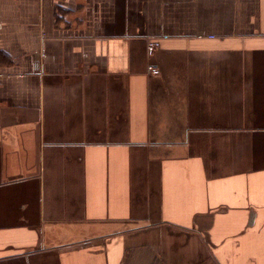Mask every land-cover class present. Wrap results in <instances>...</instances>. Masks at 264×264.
I'll list each match as a JSON object with an SVG mask.
<instances>
[{
	"label": "crops",
	"instance_id": "crops-1",
	"mask_svg": "<svg viewBox=\"0 0 264 264\" xmlns=\"http://www.w3.org/2000/svg\"><path fill=\"white\" fill-rule=\"evenodd\" d=\"M0 264H264V0H0Z\"/></svg>",
	"mask_w": 264,
	"mask_h": 264
},
{
	"label": "built area",
	"instance_id": "built-area-1",
	"mask_svg": "<svg viewBox=\"0 0 264 264\" xmlns=\"http://www.w3.org/2000/svg\"><path fill=\"white\" fill-rule=\"evenodd\" d=\"M157 46H158V43H156L155 41L151 40L149 42V51L153 52L157 48ZM148 70L153 75H159V69H158V67H156L154 65H150Z\"/></svg>",
	"mask_w": 264,
	"mask_h": 264
}]
</instances>
